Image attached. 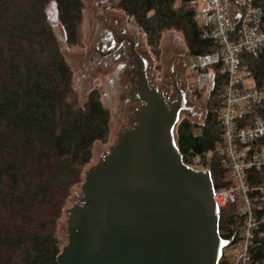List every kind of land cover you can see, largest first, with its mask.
I'll use <instances>...</instances> for the list:
<instances>
[{"label":"trees","instance_id":"16d2710c","mask_svg":"<svg viewBox=\"0 0 264 264\" xmlns=\"http://www.w3.org/2000/svg\"><path fill=\"white\" fill-rule=\"evenodd\" d=\"M111 1L134 18L154 47L171 29L184 35L190 56L212 45L198 22L201 0ZM50 3L66 43L80 45L83 0H0V264H59L58 222L93 161L94 145L110 135L111 114L100 93L92 91L79 104L73 71L46 13ZM252 3L262 12L264 29V0ZM240 57L252 72L253 64L260 66L256 78H264V58ZM217 79L215 93L225 80ZM220 106L218 101L204 127L187 120L178 125L175 146L181 155L215 147ZM252 114L264 116V100ZM216 172L215 185L227 186ZM259 256L264 259V250Z\"/></svg>","mask_w":264,"mask_h":264},{"label":"water","instance_id":"95a60500","mask_svg":"<svg viewBox=\"0 0 264 264\" xmlns=\"http://www.w3.org/2000/svg\"><path fill=\"white\" fill-rule=\"evenodd\" d=\"M128 41L144 105L110 155L87 171L80 204L67 211L69 244L59 264H218L234 236L220 237L211 175L187 168L172 139L185 101L170 108L151 89L145 60Z\"/></svg>","mask_w":264,"mask_h":264},{"label":"built area","instance_id":"2783aa9c","mask_svg":"<svg viewBox=\"0 0 264 264\" xmlns=\"http://www.w3.org/2000/svg\"><path fill=\"white\" fill-rule=\"evenodd\" d=\"M204 1L208 9L202 37L212 45L203 54L191 56L193 66L188 72L201 77L215 68L216 76L225 79L218 111L221 130L213 149L180 155L187 168L209 172L220 237L229 242L234 236L218 264H264L259 256L264 250V116L252 114L264 100V78H256L260 66L253 64L252 72L240 57L244 53L257 60L264 58L262 12L249 0L238 22L229 25L226 0ZM216 170L221 171L227 186L215 185ZM223 223L229 226L220 228Z\"/></svg>","mask_w":264,"mask_h":264},{"label":"rangeland","instance_id":"374dc122","mask_svg":"<svg viewBox=\"0 0 264 264\" xmlns=\"http://www.w3.org/2000/svg\"><path fill=\"white\" fill-rule=\"evenodd\" d=\"M85 4L84 18L81 27V44L69 46L65 40L63 27L59 21L55 3H50L46 8L49 22L57 35L62 52L73 71V89L79 97V104L84 105L92 91H98L102 102L110 111V135L105 143L98 142L93 147V161L86 168L83 175V182L77 185L68 200L62 218L58 222L57 239L61 251L69 244V220L67 211L80 204L83 196L82 187L86 179V173L90 168L97 166L102 160L108 157L112 147H115L120 140L121 131L131 129L137 122L138 114L141 109L140 103L130 99L126 91H120L125 83L124 73L120 74V79H116L119 62L113 64L107 60H101L97 55L94 58L96 49L95 39L103 32H108L113 28L121 36L132 37L137 44V51L146 63V74L156 86L160 95L170 92L171 97H175L176 89L184 91L189 98L187 109L181 111L179 120L172 132L174 143L177 138L178 125L187 120L199 127H204L208 114L215 111L214 105L221 101L223 85H220L218 93H215L217 83V71L211 69L201 77H196L188 72V68L193 66L191 56L188 54V47L184 35L176 30L163 32L160 44L154 47L149 44L145 32L140 28L134 18L127 15L124 11L115 7L111 0H83ZM249 0H228L231 14L235 11H242L243 5ZM207 14L204 3L198 7V22L202 25ZM239 14V13H238ZM236 20V19H235ZM226 22H229L227 17ZM129 61L128 65L133 64L136 68L133 56L126 48ZM135 66V67H134ZM132 66L128 67L131 68ZM110 81H113L112 85ZM173 90V91H170ZM131 93V91H130ZM171 100H168L170 104ZM79 198V199H78ZM229 212V208L225 209ZM226 249L225 252H230Z\"/></svg>","mask_w":264,"mask_h":264},{"label":"flooded vegetation","instance_id":"af4514ba","mask_svg":"<svg viewBox=\"0 0 264 264\" xmlns=\"http://www.w3.org/2000/svg\"><path fill=\"white\" fill-rule=\"evenodd\" d=\"M128 38L132 37H126V36H121L117 30H114L113 28L111 31L109 30L108 32H103L100 34V36H96L95 39V44L96 49L94 52V58L92 59V62H94V59L97 55L100 56L101 60H107L108 63L113 64L115 62H119L118 66V73L116 75V79H120V74L124 73V78H125V83L122 85L120 88V91H126L128 95H130V99H133L134 102L140 103L141 109L143 108V102L141 101V94L138 92L137 88L139 86V77L137 73V64L136 68L133 69V64L128 65L127 60L129 59L127 53V49L130 51L131 54V43L128 41ZM134 40V39H133ZM136 49H137V44H136ZM134 60V59H133ZM115 61V62H113ZM129 61V60H128ZM135 62V61H134ZM132 66L131 68H128ZM135 67V66H134ZM147 75V74H146ZM113 81H110V84L112 85ZM148 83L149 86L151 87L152 90L157 91L159 96L163 99V101L166 102V104L172 108L174 107L177 103H179V98L182 97L185 101V104L189 102L188 95L184 91L178 90L177 87L176 89V96L171 97L170 92H165L164 95H160L158 92L156 86L153 84V82L148 78ZM131 91V93H130ZM173 91V90H170ZM172 98V103L170 104L168 100H171ZM140 109V110H141ZM136 124V122L134 123ZM133 124V125H134Z\"/></svg>","mask_w":264,"mask_h":264},{"label":"crops","instance_id":"0c3cea01","mask_svg":"<svg viewBox=\"0 0 264 264\" xmlns=\"http://www.w3.org/2000/svg\"><path fill=\"white\" fill-rule=\"evenodd\" d=\"M204 3V5H205V7H206V10L208 9V5H207V3L204 1V0H201V2L200 3ZM227 6H229V3H228V1H227ZM230 10V8L228 7V15H227V17L229 18V25H234V24H236L237 22H238V20L240 19V17H241V14H242V11H235L234 12V15H232L231 14V11H229ZM239 13V14H238ZM236 19V20H235Z\"/></svg>","mask_w":264,"mask_h":264}]
</instances>
